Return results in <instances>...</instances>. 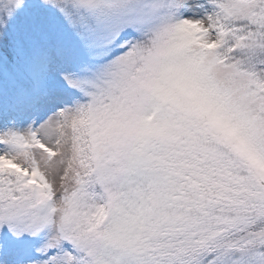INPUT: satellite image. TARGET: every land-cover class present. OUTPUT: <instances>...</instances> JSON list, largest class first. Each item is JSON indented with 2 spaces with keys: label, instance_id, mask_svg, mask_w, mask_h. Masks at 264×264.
<instances>
[{
  "label": "snow or ice",
  "instance_id": "6c2138e0",
  "mask_svg": "<svg viewBox=\"0 0 264 264\" xmlns=\"http://www.w3.org/2000/svg\"><path fill=\"white\" fill-rule=\"evenodd\" d=\"M0 264H264V0H0Z\"/></svg>",
  "mask_w": 264,
  "mask_h": 264
}]
</instances>
